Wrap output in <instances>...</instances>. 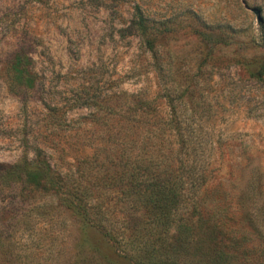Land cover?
<instances>
[{
	"label": "rangeland",
	"instance_id": "374dc122",
	"mask_svg": "<svg viewBox=\"0 0 264 264\" xmlns=\"http://www.w3.org/2000/svg\"><path fill=\"white\" fill-rule=\"evenodd\" d=\"M37 152L61 183L0 182V264H210L212 220L264 264V0H0V171ZM140 160L169 188L195 166L199 197L145 208Z\"/></svg>",
	"mask_w": 264,
	"mask_h": 264
},
{
	"label": "trees",
	"instance_id": "16d2710c",
	"mask_svg": "<svg viewBox=\"0 0 264 264\" xmlns=\"http://www.w3.org/2000/svg\"><path fill=\"white\" fill-rule=\"evenodd\" d=\"M135 29L140 38L145 43L146 49L152 52L153 40L151 38V34H149L148 31L153 30L145 26L142 20H139ZM31 64L32 61L23 51H19L14 55L10 66V86L15 89L16 93L22 94L32 88L34 81L32 75L29 72ZM128 127L131 130H137L143 127V125L139 122H132L128 124ZM173 127L176 133L181 136L180 124L176 123ZM184 147L185 142L182 141L181 149L183 150ZM141 162L143 163L142 160L135 162L136 165L132 167L133 170L130 171L129 175L127 173V175L130 181V191L134 193V196H136L138 200H145L141 204L145 208L147 205H151L155 211H169L171 209L170 207L177 206V200H188V198L196 200L199 197L201 188L205 183V178L203 173L199 172L195 166H187L185 169L181 165L179 170L180 172H178V175H176L174 184L169 188L158 183H153L157 180L156 175L154 173H151V175L148 173L152 168H146L142 170L141 166H139ZM143 175H145L144 177L147 179L148 185L143 190H141L139 185H136V183L143 177ZM0 182L8 185L12 184L14 186L43 185L59 187V184L61 183V177L53 172L50 164L47 162L42 153L37 152L34 156V159L31 161L23 159L18 163L2 168L0 171ZM73 197L74 196L71 198ZM74 199L79 200L77 198ZM78 209L79 211H83L84 215L86 214L85 206L79 205ZM210 228L211 236L209 239L212 241V245L209 246L208 250V260L210 264H237L236 261L237 259L239 260V257H237L238 253H234V251L229 252L228 249L230 248L228 246L232 242L234 243L232 245L233 247L239 245V240L236 238L228 239L226 236H222V234L217 231L220 229V226L217 225L214 220H212ZM161 255L162 254H160V256L157 258H151L147 260V263L166 264V262H162L163 260ZM139 260L142 259L140 258Z\"/></svg>",
	"mask_w": 264,
	"mask_h": 264
},
{
	"label": "water",
	"instance_id": "95a60500",
	"mask_svg": "<svg viewBox=\"0 0 264 264\" xmlns=\"http://www.w3.org/2000/svg\"><path fill=\"white\" fill-rule=\"evenodd\" d=\"M255 14H257V12H255Z\"/></svg>",
	"mask_w": 264,
	"mask_h": 264
}]
</instances>
